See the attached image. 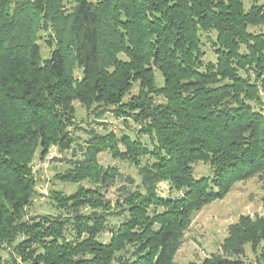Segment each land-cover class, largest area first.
<instances>
[{"label": "trees", "instance_id": "trees-1", "mask_svg": "<svg viewBox=\"0 0 264 264\" xmlns=\"http://www.w3.org/2000/svg\"><path fill=\"white\" fill-rule=\"evenodd\" d=\"M11 1L0 0V264L3 244L24 264H176L196 211L238 181L260 176L264 189V4ZM76 101L141 128L88 130L83 157L59 159L70 166L55 175L77 189H52L56 212L31 215L36 156L79 144L69 127ZM105 150L141 178L124 177L115 203L107 188L121 175L99 163ZM200 161L210 174L196 177ZM247 243L264 264V216L231 224L223 244L231 255L188 264H247Z\"/></svg>", "mask_w": 264, "mask_h": 264}, {"label": "rangeland", "instance_id": "rangeland-1", "mask_svg": "<svg viewBox=\"0 0 264 264\" xmlns=\"http://www.w3.org/2000/svg\"><path fill=\"white\" fill-rule=\"evenodd\" d=\"M257 2L264 4V0H257ZM14 4L15 0H12L11 6H14ZM250 4V1H246L247 7ZM41 45L44 53H47L48 48L43 41H41ZM207 46H210V44ZM209 53L213 57L212 52ZM74 74L78 79L82 78V69L76 67ZM156 74L157 80L161 84V73L157 71ZM137 91L138 85L136 84L131 93L134 94ZM260 96L263 101L264 113V90L260 91ZM74 106V121L69 127L73 135L77 137L79 144L75 145L77 147H75V152L72 149L59 151L56 146H52L49 154L44 159H40L39 155L36 156L33 161V169L37 180L36 193L33 196L32 205L28 209L31 215H43L56 212L49 204V193L52 189H60L66 193L77 189V184L58 180L55 178V175L59 172H64L70 166L69 163L59 159L83 157V152L86 150V144L90 137L88 130H113L118 134H122L136 133L141 128L140 124L133 122L131 119L128 120L127 125L124 123L123 118H117L112 112L97 117L93 112L88 113V110L78 101L74 103ZM104 127H107V129L105 130ZM141 135L144 139L148 138L144 134ZM98 160L100 164L106 167L117 166L121 175L119 177L120 179L107 188V197L111 199L112 203H115L118 199L120 187L128 184L126 181H123L124 177H132L135 183H140L141 178L138 169L133 164L113 158L107 150L99 153ZM193 169L196 177L210 174V165L205 162H196L193 165ZM83 184L88 185V182L84 181ZM158 186L159 192L162 195H166L169 192L170 185L168 182L162 181ZM173 191L179 193L176 190ZM263 197L264 189L262 180L260 176H254L250 179L236 182L224 198L213 200L196 211L193 214L190 224L184 231L181 245L174 255V262L176 264H188L194 261L202 262L206 257L213 254L231 255L232 253L227 251L223 246L229 236L231 224L238 222L241 215H250L253 218L257 215L264 216ZM112 222H116V219L113 218ZM103 237L105 240H108L110 234L106 233ZM1 247L3 248V264H24L19 254L12 253L11 246L3 244ZM259 253L260 250L254 252L251 244L247 243L245 245V252L240 258L244 259L247 264H259Z\"/></svg>", "mask_w": 264, "mask_h": 264}]
</instances>
